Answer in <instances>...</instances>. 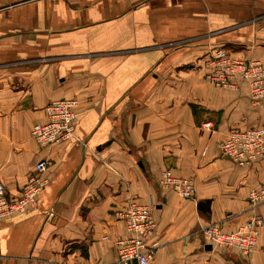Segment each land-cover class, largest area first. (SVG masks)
Listing matches in <instances>:
<instances>
[{
  "label": "crops",
  "instance_id": "crops-1",
  "mask_svg": "<svg viewBox=\"0 0 264 264\" xmlns=\"http://www.w3.org/2000/svg\"><path fill=\"white\" fill-rule=\"evenodd\" d=\"M218 48L264 65V0H0L6 197L51 162L37 205L0 218V264H114L131 202L154 205L161 247L150 264H264V225L248 256L201 238L210 225L264 221V204L248 199L264 187V158L241 165L219 150L232 129L264 126V100L248 84L208 83ZM69 99L77 140L35 141L46 106ZM165 171L191 179L194 197L161 188Z\"/></svg>",
  "mask_w": 264,
  "mask_h": 264
},
{
  "label": "built area",
  "instance_id": "built-area-1",
  "mask_svg": "<svg viewBox=\"0 0 264 264\" xmlns=\"http://www.w3.org/2000/svg\"><path fill=\"white\" fill-rule=\"evenodd\" d=\"M205 66L208 83L228 90H237L242 84H248L253 101L264 100V65L260 61L237 59L226 49L218 48L210 54ZM77 104L74 99L50 102L45 108L46 121L32 127L31 137L43 146L76 141ZM211 127V123L204 124L205 129ZM219 150L224 157L241 165L260 161L264 158V126L232 129L219 143ZM50 166L48 160L39 161L17 199H8L0 183V218L26 212L37 205L39 195L49 183L46 173ZM159 185L184 199H191L195 194L191 179L175 176L171 171L163 173ZM248 199L253 208L263 205L264 187L251 190ZM153 211L154 205L131 202L119 214L127 235L116 241L114 264H150L154 260L161 244L156 237L157 222ZM263 225L262 217L254 215L247 224L233 232H226L219 225H210L202 230L201 238L204 244L237 250L241 256H248L257 247Z\"/></svg>",
  "mask_w": 264,
  "mask_h": 264
},
{
  "label": "water",
  "instance_id": "water-1",
  "mask_svg": "<svg viewBox=\"0 0 264 264\" xmlns=\"http://www.w3.org/2000/svg\"><path fill=\"white\" fill-rule=\"evenodd\" d=\"M206 248H208V249H211V246H210V245H208V247H206Z\"/></svg>",
  "mask_w": 264,
  "mask_h": 264
}]
</instances>
